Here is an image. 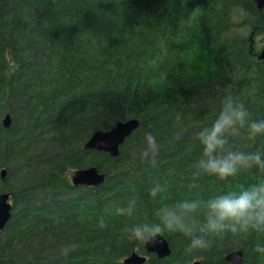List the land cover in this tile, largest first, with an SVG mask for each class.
Segmentation results:
<instances>
[{"label":"trees","instance_id":"1","mask_svg":"<svg viewBox=\"0 0 264 264\" xmlns=\"http://www.w3.org/2000/svg\"><path fill=\"white\" fill-rule=\"evenodd\" d=\"M263 48L264 10L250 0H0V195L11 193L14 206L0 232L1 262L123 264L136 252L145 264H228L242 251L246 264H264L252 251L264 241L256 236L227 235L184 256L187 242L166 234L171 255L159 259L120 231L154 218L158 205L146 194L154 182L167 184L172 202L254 179L201 177L194 190L188 164L199 154L197 130L224 95L264 117ZM132 119L139 128L118 158L84 148L94 133ZM145 131L161 144L155 167L140 159ZM92 167L107 175L104 185L74 187L70 174ZM30 192L53 204L24 205ZM130 200L137 215L115 216ZM65 245H74L67 258Z\"/></svg>","mask_w":264,"mask_h":264},{"label":"clouds","instance_id":"2","mask_svg":"<svg viewBox=\"0 0 264 264\" xmlns=\"http://www.w3.org/2000/svg\"><path fill=\"white\" fill-rule=\"evenodd\" d=\"M243 132L240 142L233 137ZM195 140L199 154L189 162V187L198 189L201 177H215L225 181L242 173H254L246 184L217 190L207 195H193L165 202L167 184L154 182L147 189V197L157 204L154 218L124 225L120 231L127 240L141 246H155L166 234H178L187 243L184 256L210 250L217 238L227 235L264 238V117L252 119L246 104L239 96L224 95L215 117L199 128ZM140 159L156 166L161 144L152 131L142 137ZM139 202L130 200L114 208L120 218L135 217ZM74 245L59 249L67 258ZM252 251L264 255V241Z\"/></svg>","mask_w":264,"mask_h":264},{"label":"water","instance_id":"3","mask_svg":"<svg viewBox=\"0 0 264 264\" xmlns=\"http://www.w3.org/2000/svg\"><path fill=\"white\" fill-rule=\"evenodd\" d=\"M253 2L260 13L264 10V0H250ZM259 60H264V48L259 54ZM5 128L11 125L10 116H6L3 120ZM139 121L137 119L128 120L125 122L119 121L114 127L108 131H99L94 133L84 148L87 150L107 153L112 158H118L120 155V148L125 141L139 128ZM7 171L4 169L1 172V178L5 179ZM107 175L100 173L98 168L92 167L87 169H79L70 174V180L74 187L98 188L106 182ZM12 194L0 195V232H3L8 222L13 215V204L10 200ZM147 254H155L159 259L168 258L171 255V249L168 242L162 237L160 242L155 246H145ZM228 264H245L244 255L242 251H235L229 253L225 257ZM147 258L134 252L128 256L123 264H145ZM0 264H6L1 262ZM194 264H201L196 262Z\"/></svg>","mask_w":264,"mask_h":264},{"label":"rangeland","instance_id":"4","mask_svg":"<svg viewBox=\"0 0 264 264\" xmlns=\"http://www.w3.org/2000/svg\"><path fill=\"white\" fill-rule=\"evenodd\" d=\"M48 192V191H47ZM11 194V193H10ZM27 194V193H26ZM32 196H34V199H32ZM58 197H61V196H58ZM74 197L70 198V199H73ZM26 202L27 204H24V205H27L28 207H32V206H43L45 203H48L50 205L53 204V198H51L48 194H39V195H33V193H28V196L26 197ZM64 203L68 204V200H64Z\"/></svg>","mask_w":264,"mask_h":264},{"label":"flooded vegetation","instance_id":"5","mask_svg":"<svg viewBox=\"0 0 264 264\" xmlns=\"http://www.w3.org/2000/svg\"><path fill=\"white\" fill-rule=\"evenodd\" d=\"M244 255V254H243ZM246 263V262H245Z\"/></svg>","mask_w":264,"mask_h":264}]
</instances>
